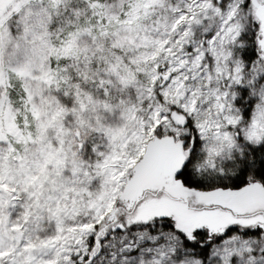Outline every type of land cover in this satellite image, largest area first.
Segmentation results:
<instances>
[{"label":"snow or ice","instance_id":"snow-or-ice-1","mask_svg":"<svg viewBox=\"0 0 264 264\" xmlns=\"http://www.w3.org/2000/svg\"><path fill=\"white\" fill-rule=\"evenodd\" d=\"M0 264H264V0H0Z\"/></svg>","mask_w":264,"mask_h":264}]
</instances>
